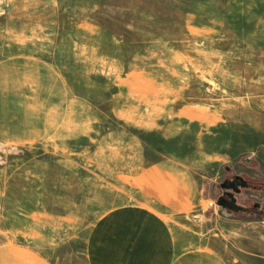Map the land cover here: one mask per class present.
I'll return each mask as SVG.
<instances>
[{
  "label": "rangeland",
  "instance_id": "obj_1",
  "mask_svg": "<svg viewBox=\"0 0 264 264\" xmlns=\"http://www.w3.org/2000/svg\"><path fill=\"white\" fill-rule=\"evenodd\" d=\"M174 158L220 223L224 167L264 168V0H0V209L16 232L25 218L34 241L42 219L59 264H87L89 228Z\"/></svg>",
  "mask_w": 264,
  "mask_h": 264
},
{
  "label": "crops",
  "instance_id": "obj_2",
  "mask_svg": "<svg viewBox=\"0 0 264 264\" xmlns=\"http://www.w3.org/2000/svg\"><path fill=\"white\" fill-rule=\"evenodd\" d=\"M186 166L180 158L163 159L142 171L130 202L109 209L89 228L86 263L228 264L223 257H234V248L264 260V219L234 220L218 208L221 223L204 219ZM3 214L0 209V264H59L64 252L55 239L44 238L42 219L33 241L25 218L16 232Z\"/></svg>",
  "mask_w": 264,
  "mask_h": 264
},
{
  "label": "flooded vegetation",
  "instance_id": "obj_3",
  "mask_svg": "<svg viewBox=\"0 0 264 264\" xmlns=\"http://www.w3.org/2000/svg\"><path fill=\"white\" fill-rule=\"evenodd\" d=\"M221 213L234 220L264 219V168L256 158L225 166L219 183Z\"/></svg>",
  "mask_w": 264,
  "mask_h": 264
},
{
  "label": "built area",
  "instance_id": "obj_4",
  "mask_svg": "<svg viewBox=\"0 0 264 264\" xmlns=\"http://www.w3.org/2000/svg\"><path fill=\"white\" fill-rule=\"evenodd\" d=\"M208 207L211 209L216 210L217 209V201L216 200H211L208 202Z\"/></svg>",
  "mask_w": 264,
  "mask_h": 264
},
{
  "label": "water",
  "instance_id": "obj_5",
  "mask_svg": "<svg viewBox=\"0 0 264 264\" xmlns=\"http://www.w3.org/2000/svg\"><path fill=\"white\" fill-rule=\"evenodd\" d=\"M221 204H222V203H221V201H220V202L218 203V210H219V211H221V209H222V208H221Z\"/></svg>",
  "mask_w": 264,
  "mask_h": 264
},
{
  "label": "trees",
  "instance_id": "obj_6",
  "mask_svg": "<svg viewBox=\"0 0 264 264\" xmlns=\"http://www.w3.org/2000/svg\"><path fill=\"white\" fill-rule=\"evenodd\" d=\"M166 144H171V142H168V141H164Z\"/></svg>",
  "mask_w": 264,
  "mask_h": 264
}]
</instances>
